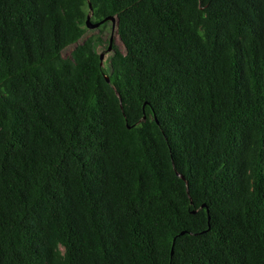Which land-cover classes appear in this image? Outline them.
Returning <instances> with one entry per match:
<instances>
[{"label": "trees", "instance_id": "1", "mask_svg": "<svg viewBox=\"0 0 264 264\" xmlns=\"http://www.w3.org/2000/svg\"><path fill=\"white\" fill-rule=\"evenodd\" d=\"M0 264H264V0H0Z\"/></svg>", "mask_w": 264, "mask_h": 264}, {"label": "water", "instance_id": "2", "mask_svg": "<svg viewBox=\"0 0 264 264\" xmlns=\"http://www.w3.org/2000/svg\"><path fill=\"white\" fill-rule=\"evenodd\" d=\"M104 20H111V21H112V25H114L115 20H114V18H113L112 16H109V17H107V18H105V19H103V20H101V21H98V22H93V21L91 20V16L88 15V17H87V19H86V26H87L88 29H95V28H97V27H98V26H99ZM112 37H113V35H112L111 38H110V42H111V40H112ZM107 49H108V51L111 49V48H110V45H109V47H108ZM103 57H104V53H101V54H100V59L103 60ZM105 78H106V81L109 82V78H108L107 76H106Z\"/></svg>", "mask_w": 264, "mask_h": 264}, {"label": "rangeland", "instance_id": "3", "mask_svg": "<svg viewBox=\"0 0 264 264\" xmlns=\"http://www.w3.org/2000/svg\"><path fill=\"white\" fill-rule=\"evenodd\" d=\"M92 34H95V35H96V34H100V32H99L98 30H96V29H90V31L87 33V36H88V35H92ZM115 40H116L117 45H119V47H121V45H120L118 39L115 38ZM70 49H71V48L66 49V50L64 51V54L67 55V54L69 53ZM99 51H100V52L103 51V46L99 48Z\"/></svg>", "mask_w": 264, "mask_h": 264}, {"label": "flooded vegetation", "instance_id": "4", "mask_svg": "<svg viewBox=\"0 0 264 264\" xmlns=\"http://www.w3.org/2000/svg\"><path fill=\"white\" fill-rule=\"evenodd\" d=\"M111 42H112V40H111ZM111 42L109 43V45H110V48H112V44H111ZM109 45H108V47H109ZM102 47V46H101ZM107 47V48H108ZM111 52V49L108 51V49L107 50H104V47H103V51H101L100 52V54L101 53H104V57H105V55H107V53H110ZM104 57H103V59H104Z\"/></svg>", "mask_w": 264, "mask_h": 264}]
</instances>
